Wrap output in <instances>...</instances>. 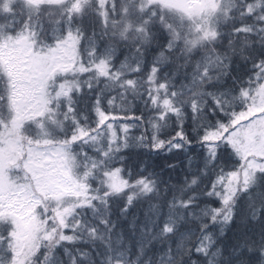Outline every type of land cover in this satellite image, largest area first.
I'll list each match as a JSON object with an SVG mask.
<instances>
[{"label": "snow or ice", "instance_id": "6c2138e0", "mask_svg": "<svg viewBox=\"0 0 264 264\" xmlns=\"http://www.w3.org/2000/svg\"><path fill=\"white\" fill-rule=\"evenodd\" d=\"M0 264H264V0H0Z\"/></svg>", "mask_w": 264, "mask_h": 264}, {"label": "trees", "instance_id": "16d2710c", "mask_svg": "<svg viewBox=\"0 0 264 264\" xmlns=\"http://www.w3.org/2000/svg\"><path fill=\"white\" fill-rule=\"evenodd\" d=\"M137 115H139V113H137Z\"/></svg>", "mask_w": 264, "mask_h": 264}]
</instances>
